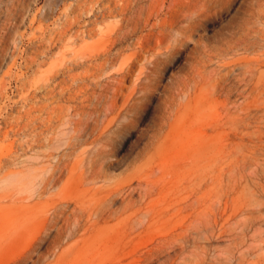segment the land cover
<instances>
[{"label":"rangeland","instance_id":"1","mask_svg":"<svg viewBox=\"0 0 264 264\" xmlns=\"http://www.w3.org/2000/svg\"><path fill=\"white\" fill-rule=\"evenodd\" d=\"M262 32L264 0H0V264H264Z\"/></svg>","mask_w":264,"mask_h":264},{"label":"bare ground","instance_id":"2","mask_svg":"<svg viewBox=\"0 0 264 264\" xmlns=\"http://www.w3.org/2000/svg\"><path fill=\"white\" fill-rule=\"evenodd\" d=\"M211 2V1H210ZM218 2V1H217ZM263 24V23H262ZM263 26V25H262ZM261 27V26H260ZM262 30V29H260ZM257 34V33H256ZM255 34V35H256ZM259 35V34H258ZM254 39V38H253ZM256 39V37H255ZM247 40V39H246ZM249 41V40H248ZM257 42V41H256ZM253 45V44H252ZM238 46V45H237ZM244 46V52L249 51L250 49L248 48L249 44H243ZM254 47V46H252ZM239 49V48H238ZM252 50V49H251ZM255 57H253V61H245L247 70L246 74L248 77H250L249 81L252 83V86L250 89H248V93L250 95L255 94L257 97H264V70L262 68L264 67V33H260L258 36V42L257 46L254 47V50H252ZM242 52V51H241ZM243 52V53H244ZM249 55V54H248ZM250 56V55H249ZM243 57V54H242ZM242 59V58H241ZM238 60V59H237ZM243 61V60H242ZM241 64V62H239ZM245 65V64H244ZM242 76V75H241ZM237 77V76H236ZM248 81V82H249ZM181 87V86H180ZM186 87V86H185ZM182 91V90H181ZM187 91V89H186ZM186 94V93H185ZM187 95V94H186ZM184 95V96H186ZM230 97V96H229ZM252 98V97H251ZM175 101V100H174ZM167 103V102H166ZM257 103V102H256ZM259 103V100H258ZM247 105V104H246ZM170 106V105H169ZM179 107V106H178ZM177 107V108H178ZM263 107V106H262ZM176 108V107H175ZM255 108V107H254ZM264 113V109H262ZM262 113V112H260ZM264 115V114H263ZM208 134V133H207ZM248 138V137H247ZM253 138V137H252ZM242 142V141H241ZM259 150V149H258ZM261 166L264 167V154H262V159H261ZM263 170V169H262ZM256 180V179H255ZM141 188V187H140ZM248 207V206H247Z\"/></svg>","mask_w":264,"mask_h":264}]
</instances>
